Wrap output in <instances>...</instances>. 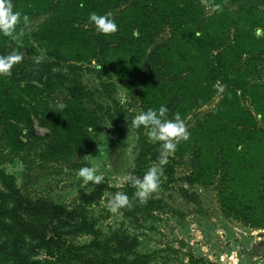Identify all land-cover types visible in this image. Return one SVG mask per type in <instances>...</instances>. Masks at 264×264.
I'll list each match as a JSON object with an SVG mask.
<instances>
[{
    "label": "trees",
    "instance_id": "trees-1",
    "mask_svg": "<svg viewBox=\"0 0 264 264\" xmlns=\"http://www.w3.org/2000/svg\"><path fill=\"white\" fill-rule=\"evenodd\" d=\"M13 2L31 21L23 51L32 55L41 49L46 57L34 65L24 56L12 75L0 76V162L20 157L25 164L65 162L80 168L86 163L76 157L96 153L108 122L111 149L124 144V106L115 98L100 103L98 89L80 79L83 63L95 62L97 77L110 80L103 82L107 97H112L115 77L138 94L142 110L164 104L169 117L176 112L185 120L194 117L187 127L191 135L169 156L160 186L175 182L176 165L186 163L183 180L210 186L226 217L252 228L264 225V34L255 35L256 28L264 30V0ZM205 3H220L223 10L209 14ZM90 11H111L118 31L97 33L87 22ZM15 46L0 35V54ZM217 95L214 107L198 111ZM144 131L139 129L133 169L139 178L159 154L158 142L150 143ZM107 190L131 197L135 189L104 180L81 190L79 203L68 207L23 193L16 176L0 167V264H149L150 258L135 250L137 237L125 232L104 237L89 215L87 207ZM180 194L198 199L188 187H180ZM120 210L139 221L175 208L154 194L146 204L134 201ZM80 235L91 238L75 243Z\"/></svg>",
    "mask_w": 264,
    "mask_h": 264
},
{
    "label": "rangeland",
    "instance_id": "rangeland-1",
    "mask_svg": "<svg viewBox=\"0 0 264 264\" xmlns=\"http://www.w3.org/2000/svg\"><path fill=\"white\" fill-rule=\"evenodd\" d=\"M38 23L39 20L35 21L32 29ZM38 54L46 57L41 49H37V53L32 55L24 51V56L30 59ZM95 66V62L83 63L80 79L88 88L98 89L97 100L100 103L108 105L115 98L124 106L122 123L126 126L127 135L122 146L111 149L109 138L113 126L108 122L101 133L96 153L82 154L76 160L98 163L104 180L112 187H122L127 183L131 184L125 180L126 175L139 178L133 173L138 153L139 129H130L125 118L127 115L131 119L142 110L140 99L136 92L124 88L115 77L111 86L114 92L112 97H107L103 82L110 80L98 78ZM219 96L198 111L205 113L210 110ZM193 118L190 116L185 120L186 127ZM34 121L38 132L44 133L46 129L38 124L35 117ZM101 152L103 155H100ZM0 167L16 176L23 193L32 197H44L68 207L79 203L81 190L92 189L91 182L82 184L81 179L76 176L75 172L79 168H71L65 162L35 160L34 163L25 164L20 157H13L0 162ZM187 172V164L178 163L175 182L169 187L160 186L158 193H155L169 201L175 208L174 212L154 211L139 221L131 220L121 210L115 213L109 211L108 199L113 192L107 190L100 201L87 207L88 213L96 220L104 237L115 232H125L137 237L138 245L135 250L147 255L150 258L149 264H264V225L252 228L226 217L220 210L215 191L200 183L189 186L183 180ZM183 186L197 194V201H188L181 196L180 187ZM90 238V235H80L73 238V241L81 244Z\"/></svg>",
    "mask_w": 264,
    "mask_h": 264
},
{
    "label": "clouds",
    "instance_id": "clouds-1",
    "mask_svg": "<svg viewBox=\"0 0 264 264\" xmlns=\"http://www.w3.org/2000/svg\"><path fill=\"white\" fill-rule=\"evenodd\" d=\"M205 10L210 14L211 12H220L223 8L220 3L211 5L205 3ZM87 22L99 34L107 36L118 31L116 18L111 11H106L103 14L90 11ZM30 24L29 15L17 9L13 0H0V35L9 37L16 45L11 51L0 54V76L12 75L14 65L23 60V37L26 30H29ZM262 34H264V30L255 29L257 37ZM132 35L134 37L138 36V30L133 29ZM44 59L43 54L35 55L33 57L34 65H39ZM223 90L221 87L220 91ZM56 107L63 109L65 105L58 103ZM168 112V107L161 104L159 107L140 110L131 119L126 115L125 119L130 129L143 128L150 143L158 142L159 154L156 162L148 166L141 178L131 175L125 176V180L130 181L135 190L131 197L123 191H116L111 194L108 199L109 211L115 213L122 208L132 207L134 201L141 205L146 204L155 193H158L164 176V166L168 163L169 156L175 152L180 141H187L191 135L181 114L176 112L169 117ZM27 131V128L23 129L24 134ZM100 155H103V153L101 152ZM75 174L81 179L82 184H88L89 182L100 184L104 181V174L100 170L99 164L90 161L77 169Z\"/></svg>",
    "mask_w": 264,
    "mask_h": 264
}]
</instances>
